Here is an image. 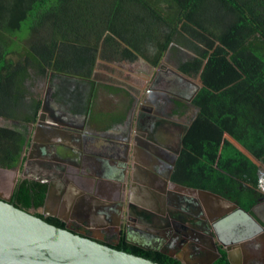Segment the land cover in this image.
Masks as SVG:
<instances>
[{"label":"trees","instance_id":"1","mask_svg":"<svg viewBox=\"0 0 264 264\" xmlns=\"http://www.w3.org/2000/svg\"><path fill=\"white\" fill-rule=\"evenodd\" d=\"M112 44L124 46L122 59L152 66L168 47L192 52L178 69L192 78L201 72L192 100L199 112L183 137L172 180L250 210L260 197L264 164V0H0V119L15 123L0 124V168L13 170L21 161L27 125L40 109L32 85L50 73L89 80L100 48ZM124 117L102 114L97 128L108 130ZM46 192V183L19 179L10 202L65 228L37 212ZM111 247L182 264L162 249L143 250L123 239ZM212 264L229 262L221 252Z\"/></svg>","mask_w":264,"mask_h":264},{"label":"flooded vegetation","instance_id":"2","mask_svg":"<svg viewBox=\"0 0 264 264\" xmlns=\"http://www.w3.org/2000/svg\"><path fill=\"white\" fill-rule=\"evenodd\" d=\"M182 49L185 50L178 48L174 58L176 51L172 52L168 47L158 65L153 66L154 68L141 59L149 67L146 73L142 74H149L154 80L151 79V86L140 78L135 81L132 73L127 72V74L123 73L121 77H116L113 75V70L104 72L105 76L101 80H96L97 64L89 80L53 73L39 79V87L42 88V84H45L44 94L38 97L40 109L44 102L46 110L44 124L47 126L62 125L58 127L64 133L63 137L55 143L46 144L47 154L35 149L32 134L39 121L38 112L35 122L27 125V136L29 131L31 132L22 163L26 161L29 155L36 154L48 159V162L57 161L60 158L61 162L70 166L66 169L67 174L71 177L69 180L75 182L77 190L85 194L84 200L82 202L79 200L77 203L79 209L70 214L67 223L64 222L65 227L75 234L109 246H116L123 239L124 242L142 244L147 249L157 247L177 253H185L186 251L190 253L189 258L193 264H200L208 256L215 262L221 257V252L225 253L229 262L226 250L230 246L232 248L237 245L235 249L232 248L236 252L234 255H237L236 258L232 255L235 264H264L261 251L262 244L258 239L264 229L261 226L264 223V205L257 208L253 216L244 215L239 211H231L219 217L220 214L217 213L221 206L213 208V201L207 200V217L203 211V218L198 217L197 222L193 221L190 227L180 228L183 229V232H179L171 221H169L171 224L169 227L153 228L148 226L146 219H140L139 210L129 207L134 206L135 203L130 202L134 199L154 207L159 212H165L168 217L169 211L173 212L176 205H183L188 209L196 210V206L189 199L191 196L179 193L174 185L180 184L172 180L180 152L172 168L170 178L166 180L172 155L177 154L179 150L181 151L183 137L192 122L182 136L187 127L186 123L195 114V108L190 105L193 99L190 100V98L196 91V84L181 79L174 74L173 70L176 68L179 71V60H185ZM118 60L132 63V61L122 58ZM168 63L173 69H165L164 64ZM107 65L110 66L111 64ZM103 85L122 89L123 92L111 91ZM106 92L112 93V96H105ZM141 97H143L142 100H140ZM110 98L113 106L105 111L102 108V103L110 100ZM145 99H151L153 103L156 102L158 105L157 112L160 115L148 125L149 121L142 117L145 113H141L136 118L138 119L137 124L133 125V112ZM101 111L111 115L125 111V117L123 122L117 123L108 130L101 131L97 128L99 118L103 114L100 113ZM90 116L96 121L94 123L96 128L89 124V122H94L90 121ZM47 120L55 124H50ZM30 124L32 125L31 129ZM134 126L137 129L133 135L132 128ZM147 127L148 129H146ZM141 131L143 132L141 133ZM39 140V142L47 141L44 135ZM100 142L104 149L99 150ZM74 163L78 165H70ZM133 165H138L141 168L138 174L134 173L136 169H133ZM102 174L103 179L104 177L105 179L106 177L110 178V181L115 182L118 187L116 188V185L108 189L105 185L99 187L97 177H102ZM96 190H99L98 195H101L99 199L98 195H92ZM163 190L164 194H162ZM256 191L260 195L256 203H264V164H259V187ZM148 194H150V200H148ZM156 194L165 195L168 200L161 202ZM138 196L139 198H135ZM97 200L104 204V206L99 207L97 214L102 217L106 215L108 218L106 226L101 228L91 227L87 223V221L95 219L87 209L92 204L101 205ZM214 205L216 206V204ZM82 207L86 212H80ZM50 212L63 216L58 210L50 209ZM156 213L159 215L158 212ZM172 215L175 217V214L172 213ZM101 216H99L101 218L99 222L103 223L104 220ZM208 217H214L212 223H209L210 225L223 224L224 233L219 234V237L211 230V238L208 229L201 225L202 222L206 224ZM154 223L156 222L153 221ZM163 226H165L164 222ZM143 236L145 238L154 237V243L148 244L141 242L140 239H134V237L142 238ZM148 241L149 243L152 242L150 239Z\"/></svg>","mask_w":264,"mask_h":264},{"label":"water","instance_id":"3","mask_svg":"<svg viewBox=\"0 0 264 264\" xmlns=\"http://www.w3.org/2000/svg\"><path fill=\"white\" fill-rule=\"evenodd\" d=\"M151 67L154 68L153 66ZM174 69L175 75H177L181 79H187L186 76L178 72L176 68ZM200 87L201 86H195L196 91L194 95H196ZM194 95L190 98V100L193 99ZM153 105L158 108L156 104ZM190 105L191 107L195 108V114L191 117L189 122L186 123L187 127L183 131L182 136L185 134L190 123L199 112L198 107L193 105L191 102ZM142 109L143 113H145V115L143 114L142 117L143 119L149 121L148 125H150L153 119H156V117L160 115L157 110L152 111L151 107L148 108V105ZM45 112L46 110L43 102L39 111V121L36 125L34 133L32 134V139L34 148L39 150L41 153L43 152L44 154H47V145L53 144L61 137H63L64 131L60 127H58L62 125H45ZM47 122L50 124H55L52 121L50 122L47 120ZM31 126L32 125L30 124V129ZM30 132L31 131H29V134L26 137L23 146L21 161L15 168L16 173H18L19 171L21 172L20 177L18 179L13 178V187L11 189L9 197L4 198L0 195V264H159L150 259L139 257L131 253L115 249L96 240L80 236L79 234L71 232L66 227L59 228L51 225L45 222L43 219L37 217L30 211H24L16 208L10 202L15 185L19 179H29L41 183H46V197L43 206L40 208L41 212L39 213L45 217H55L60 221L67 223L70 218V214H72L73 211L79 209L77 207L78 201L80 200V202H82L85 198V194H83L80 190H77V184L69 180V178L71 177L67 174L66 169L70 168V166L66 165V163L64 162H61L60 158H58L57 161L48 162V159L36 154H32L31 156H28L24 163H22L23 157L25 156L28 139L30 137ZM42 135L46 137V142H39V138ZM237 146L241 149V151L246 153V151L241 146ZM101 149H104V147L100 142L99 150ZM179 152L180 150L177 151V154L172 155V160L171 164H169L166 180H169L170 178L172 168L175 164ZM70 165L77 166L78 164L74 163ZM132 167L137 171H134V173L138 174V171L141 170L138 165H133ZM0 170L11 171L2 168H0ZM102 179L103 174L102 177H97V183L99 187H101L102 185H105L107 189L111 185H116V188L118 187L115 182L110 181V178L106 177L105 179L104 177V179ZM174 186L176 190L191 196V198L189 199H191V202L194 204V206H196V210L188 209V207H185L183 205H176L173 212L169 211L168 217L165 212H159L154 207L148 206L146 203H142L141 201H137L134 199L130 200L131 203H135L134 206L129 207L139 210L141 214L140 219H146L148 221V226H151L153 228H163L166 226L169 227V225L171 226L169 221H171L173 226L177 227L179 232H183V229L180 228H184L185 226L190 227V225L193 224V221L197 222L198 217L203 218V211H205L207 217V200L213 201V208H219L221 206L222 211L220 209L217 213L220 214L219 217L231 211H239L244 215L253 216L254 211L264 205V203L258 202L255 203L250 210L244 211L235 203L217 194L204 190L188 188L177 184H175ZM137 187L139 188L138 185ZM139 190H141V188H139ZM98 191L99 190H96V192L94 191L95 193H92V195H98ZM162 192L161 193L164 194V190ZM162 194H156V197L158 198V200H161V202H166V200H168V197H165V195ZM99 197H101V195H98V199ZM135 198H139V196ZM55 202H57V206H55ZM97 202L101 205L97 206V204H92L87 209V211H89L90 214L95 218L94 220L87 221V223L91 227L101 228L106 226V221L108 218H106V215L102 217L101 215L97 214V212L99 211V207L104 206V204H102V202H100L99 200H97ZM214 204H216V206ZM50 209L60 211L63 216L61 217L59 215L51 213ZM81 211L86 212L83 207L80 208V212ZM156 212H158L159 215H157ZM172 213L175 214V217H173ZM99 216H101L102 220H104L103 223L99 222L101 221V218ZM213 218L214 217H208L206 224H204L203 222L201 224V222H199V224L208 229L211 238V230L216 233L217 237H219V234L224 233V230L222 228L224 227L223 224H209L212 223ZM153 221L156 223L153 224ZM163 222L165 226H163ZM261 226H263L262 228H264V223H262ZM146 238L150 239V241L152 242L149 243V241L145 238L143 239L146 241L141 240V242L148 244L154 243V237ZM258 239L262 244L261 251L264 258V229L260 236H258ZM126 242L130 243V241ZM130 244L137 246L143 250H160L157 247L153 249H147L142 244ZM230 247H228L226 250L228 253L229 263L235 264L232 255H234L236 252L235 250L233 251L232 248L235 249L237 245L233 246L232 248ZM163 253L178 259L182 264H193V261L189 258L190 253L186 251L185 253H177L175 251L163 250ZM236 256L237 255H234L235 258ZM213 262L214 260L211 259L210 256H208L200 264H212Z\"/></svg>","mask_w":264,"mask_h":264},{"label":"rangeland","instance_id":"4","mask_svg":"<svg viewBox=\"0 0 264 264\" xmlns=\"http://www.w3.org/2000/svg\"><path fill=\"white\" fill-rule=\"evenodd\" d=\"M24 33H28L26 30H23ZM16 36H27L23 33H17ZM124 46H122L121 44H112V45H103L100 48V52H99V62H97V75L95 77L96 80H101L102 77H104V72L107 71H112L113 70V75H116V77H121V75L123 73L127 74L128 73H132V74H142V73H146V70L148 67V65L141 59H135V61H132V63H129L127 61H120L118 59L121 58L120 52L122 53L124 50ZM183 50V49H182ZM183 56L186 59H189L191 57H193L194 55L192 54V52L188 51V50H183ZM177 52L174 54V58L176 57ZM180 59H182L181 57H179ZM175 60V59H173ZM111 62V63H110ZM107 64H111L110 66H108ZM165 69H173V67L171 66L170 63L168 64H164ZM122 68V69H121ZM175 70V69H173ZM178 71V70H177ZM141 72V73H140ZM179 72V71H178ZM186 80L187 81H191L192 83L196 84L197 86H201V72L199 75H197V77H187L186 76ZM45 81V79H44ZM136 81V80H135ZM113 82L114 79H113ZM39 84H38V80L34 83V85H32V93L35 94V96L37 97H41L44 94L45 91V84H42V88L39 89ZM112 96V93L109 94L108 92L105 93V96ZM107 98V97H106ZM103 105V109H105V111L107 109H111L113 106V103L110 100L108 101H104L102 103ZM104 112V111H101ZM123 113L125 114V111H123ZM0 124L2 125H6V126H13L15 123H13V121L11 120H4V119H0ZM21 172L16 173L15 169L11 170V171H2L0 170V195L4 198L9 197V194L11 192V189L13 187V178H19L20 177ZM31 213H34L33 210H30ZM37 212H41V209H38Z\"/></svg>","mask_w":264,"mask_h":264},{"label":"crops","instance_id":"5","mask_svg":"<svg viewBox=\"0 0 264 264\" xmlns=\"http://www.w3.org/2000/svg\"><path fill=\"white\" fill-rule=\"evenodd\" d=\"M151 70V69H150ZM133 76H134V80H136L137 78H140L141 80H144L145 82H148L149 83V85L152 83L151 82V79H152V81H154L153 80V78L151 77V75H143V74H132ZM151 86V85H150ZM142 98L143 97H141V99L140 100H142ZM140 100H139V102H140ZM153 104H156V102H152V100L151 99H145L144 100V102L142 101V103L140 104V106L138 107V108H136L135 110H134V112H133V125L134 124H137V122H138V119H136V118H138V115L139 114H141V113H143V111H142V108H145L147 105H148V108L149 107H151V110L152 111H155V110H157V108L155 107V105H153ZM152 105V106H151ZM158 106V105H157ZM151 111V112H152ZM151 112H149V113H151ZM100 113H103V114H108V112H100ZM98 126H99V124H98ZM156 127V126H155ZM133 130H132V133H133V135L136 133V129L137 128H135V126L132 128ZM146 129H148V127L146 128ZM143 131H141V133H142ZM145 135V134H144ZM146 157V156H145ZM103 180V179H102ZM110 184H113V183H110ZM112 186V185H111ZM110 186V187H111ZM112 188V187H111ZM178 191V190H177ZM179 193H182V192H180V191H178ZM182 194H186V193H182ZM148 200H150V194H148ZM59 201V200H58ZM53 206H54V204H53ZM55 206H57V202H55ZM143 238H145L144 236L141 238V237H139V238H137V237H134V239H140V240H143V241H146V240H144ZM145 239H147L148 240V238H145Z\"/></svg>","mask_w":264,"mask_h":264}]
</instances>
